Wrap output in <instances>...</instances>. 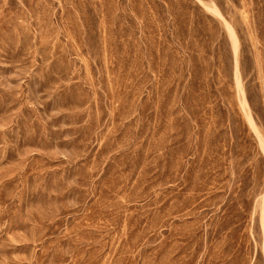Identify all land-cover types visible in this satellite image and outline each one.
<instances>
[{
  "label": "rangeland",
  "instance_id": "374dc122",
  "mask_svg": "<svg viewBox=\"0 0 264 264\" xmlns=\"http://www.w3.org/2000/svg\"><path fill=\"white\" fill-rule=\"evenodd\" d=\"M0 264H264V0H0Z\"/></svg>",
  "mask_w": 264,
  "mask_h": 264
},
{
  "label": "bare ground",
  "instance_id": "6f19581e",
  "mask_svg": "<svg viewBox=\"0 0 264 264\" xmlns=\"http://www.w3.org/2000/svg\"><path fill=\"white\" fill-rule=\"evenodd\" d=\"M232 38H233V40L235 42L236 52H237V50H238V42H237V39L235 38V36L233 34H232Z\"/></svg>",
  "mask_w": 264,
  "mask_h": 264
}]
</instances>
